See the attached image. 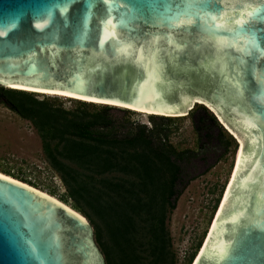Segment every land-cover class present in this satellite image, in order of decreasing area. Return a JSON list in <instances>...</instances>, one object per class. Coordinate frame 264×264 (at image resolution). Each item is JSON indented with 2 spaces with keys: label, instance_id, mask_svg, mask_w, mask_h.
<instances>
[{
  "label": "water",
  "instance_id": "95a60500",
  "mask_svg": "<svg viewBox=\"0 0 264 264\" xmlns=\"http://www.w3.org/2000/svg\"><path fill=\"white\" fill-rule=\"evenodd\" d=\"M4 85L157 116L208 106L239 147L193 264H264V0H0ZM0 264L105 262L87 220L0 176Z\"/></svg>",
  "mask_w": 264,
  "mask_h": 264
},
{
  "label": "trees",
  "instance_id": "16d2710c",
  "mask_svg": "<svg viewBox=\"0 0 264 264\" xmlns=\"http://www.w3.org/2000/svg\"><path fill=\"white\" fill-rule=\"evenodd\" d=\"M0 100L41 133L45 157L93 223L105 264H177L169 220L182 191L200 173L190 162L198 154L176 150L156 126L119 121L111 107L89 110L83 104L69 112L8 88ZM192 117L200 138L204 131L221 141L224 131L212 114L201 109Z\"/></svg>",
  "mask_w": 264,
  "mask_h": 264
},
{
  "label": "rangeland",
  "instance_id": "374dc122",
  "mask_svg": "<svg viewBox=\"0 0 264 264\" xmlns=\"http://www.w3.org/2000/svg\"><path fill=\"white\" fill-rule=\"evenodd\" d=\"M7 88L0 87V91ZM34 100L47 102L51 107L73 112L82 108L111 107L113 117L125 118L134 124L155 128L166 135V140L176 150H190L198 154L191 159V166L199 171L188 182L179 196L176 208L169 220V231L177 264H190L204 238L221 193L225 188L232 159L238 141L218 121L213 111L205 104H194L187 115L157 116L126 108L98 103H88L66 96L22 91ZM6 99L5 97H2ZM2 100V99H1ZM0 100V172L55 197L82 215L93 228L88 215L79 209L68 196L59 173L51 166L43 150L41 133L33 123L21 117L10 106ZM205 109L216 119L224 131L220 142H216L196 131L192 115ZM162 118L159 119V118ZM216 133V129H212ZM50 147L54 145L49 137ZM220 155L219 159L218 156ZM76 166L75 164L73 165ZM85 173H89L85 171ZM179 188L181 184L177 185ZM208 233V232H207ZM96 243V242H95ZM100 252L101 249L96 243ZM102 254V253H101ZM103 256V254H102ZM192 264V263H191Z\"/></svg>",
  "mask_w": 264,
  "mask_h": 264
},
{
  "label": "bare ground",
  "instance_id": "6f19581e",
  "mask_svg": "<svg viewBox=\"0 0 264 264\" xmlns=\"http://www.w3.org/2000/svg\"><path fill=\"white\" fill-rule=\"evenodd\" d=\"M4 86H5V88H10V89H14V90H21V91H28V92H38V93H46V94H53V95L66 96V97H69V98H75V99H78V100H81V101H85V102L98 103V104H105V103H106V102H101V101H95V100H90V99H85V98H80V97H74V96H69V95H63V94H58V93H52V92H46V91H41V90H35V89H29V88L17 87V86H12V85H4ZM107 104H109V105H111V106H118V107L126 108V109H129V110H132V111L144 112V113H147V114H158V113H150V112H145V111H141V110H136V109H132V108H129V107H126V106H122V105H116V104H111V103H107ZM192 105H193V104H192ZM162 115H165V116H167V117H172V116H176V117H177V116H182L183 114H177V115L162 114ZM219 123H220V124H221V125H222V126H223V127L229 132V133H231V132H230V131H229V130L223 125V123H222L220 120H219ZM231 134H232V133H231ZM232 135H233V134H232ZM238 147H239V142H238ZM237 151H238V148H236V150H235V152H234V156H233V159H232V164H231V168H230V171H229L228 179H227V181H226V183H225V188L223 189V192L221 193V196H220V198H219V201H218V203H217V206H216V208H215V211H214V213H213V216H212V218H211V220H210V223H209V225H208V227H207L206 234H205L204 238L202 239L201 244H200V246H199V249L197 250V253H196L195 256L198 255V253H199V251H200V248H201V246H202V244H203V242H204V240H205V238H206V236H207V234H208L207 232L209 231V229H210V227H211V224H212V222H213V219H214V217H215V215H216V212H217V210H218V208H219V205H220V203H221V200H222V198H223L224 192H225V190H226V187H227V185H228V182H229V180H230V177H231L232 172H233V169H234V165H235V161H236V156H237ZM0 176H2V177H4V178H7V179H9V180L15 181V182H17V183H20V184H23V185L29 186V187H31V188H33V189H35V190H37V191H39V192H41V193L47 195V196H49L50 198H52V199L58 201L59 203L65 205L66 207H68L69 209H71L73 212H75L76 214H78L79 216H81L84 220H86L82 215H80V214H79L78 212H76L74 209H72L71 207L67 206L65 203L59 201V200L56 199L55 197L50 196L49 194L44 193V192H42V191L36 189L35 187H33V186H31V185H28L27 183L21 182V181L15 179V178H13V177H11V176H9V175H6V174H4V173H1V172H0ZM195 258H196V257H194V260H195ZM194 260H193V262H194ZM193 262L191 261L192 264H193Z\"/></svg>",
  "mask_w": 264,
  "mask_h": 264
},
{
  "label": "snow or ice",
  "instance_id": "6c2138e0",
  "mask_svg": "<svg viewBox=\"0 0 264 264\" xmlns=\"http://www.w3.org/2000/svg\"><path fill=\"white\" fill-rule=\"evenodd\" d=\"M108 23L110 24L111 23V20H109ZM244 23H245V21H243V20H237L236 21V24L237 25H241L242 26Z\"/></svg>",
  "mask_w": 264,
  "mask_h": 264
}]
</instances>
